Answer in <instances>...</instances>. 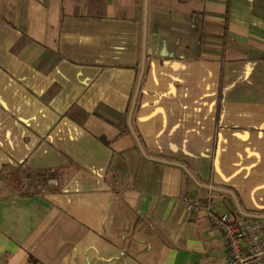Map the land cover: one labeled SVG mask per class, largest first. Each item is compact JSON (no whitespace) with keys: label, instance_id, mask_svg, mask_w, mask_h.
<instances>
[{"label":"crops","instance_id":"0c3cea01","mask_svg":"<svg viewBox=\"0 0 264 264\" xmlns=\"http://www.w3.org/2000/svg\"><path fill=\"white\" fill-rule=\"evenodd\" d=\"M208 202L264 217V0H0V264H227Z\"/></svg>","mask_w":264,"mask_h":264},{"label":"built area","instance_id":"2783aa9c","mask_svg":"<svg viewBox=\"0 0 264 264\" xmlns=\"http://www.w3.org/2000/svg\"><path fill=\"white\" fill-rule=\"evenodd\" d=\"M188 211L196 212L200 204L183 197ZM213 225L221 232L228 252L227 264H264V217L234 218L218 213L212 203L204 207Z\"/></svg>","mask_w":264,"mask_h":264},{"label":"water","instance_id":"95a60500","mask_svg":"<svg viewBox=\"0 0 264 264\" xmlns=\"http://www.w3.org/2000/svg\"><path fill=\"white\" fill-rule=\"evenodd\" d=\"M208 188H210V189H211L212 187H211V186H208Z\"/></svg>","mask_w":264,"mask_h":264}]
</instances>
